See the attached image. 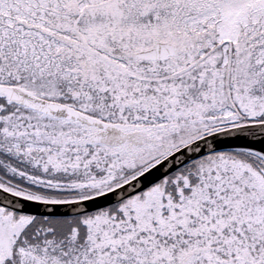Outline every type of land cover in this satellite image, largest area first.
Here are the masks:
<instances>
[{"label": "snow or ice", "instance_id": "1", "mask_svg": "<svg viewBox=\"0 0 264 264\" xmlns=\"http://www.w3.org/2000/svg\"><path fill=\"white\" fill-rule=\"evenodd\" d=\"M0 264H264V0H0Z\"/></svg>", "mask_w": 264, "mask_h": 264}]
</instances>
